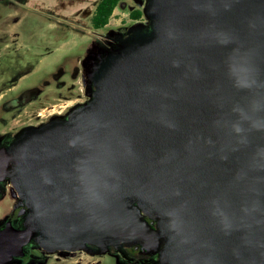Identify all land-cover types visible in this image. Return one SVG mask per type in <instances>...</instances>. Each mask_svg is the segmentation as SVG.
I'll return each mask as SVG.
<instances>
[{
  "label": "water",
  "instance_id": "obj_1",
  "mask_svg": "<svg viewBox=\"0 0 264 264\" xmlns=\"http://www.w3.org/2000/svg\"><path fill=\"white\" fill-rule=\"evenodd\" d=\"M148 8L151 33L101 57L89 105L0 147V184L28 208L21 229H0V264L32 240L264 264V0Z\"/></svg>",
  "mask_w": 264,
  "mask_h": 264
},
{
  "label": "rangeland",
  "instance_id": "obj_2",
  "mask_svg": "<svg viewBox=\"0 0 264 264\" xmlns=\"http://www.w3.org/2000/svg\"><path fill=\"white\" fill-rule=\"evenodd\" d=\"M70 4L61 0H33L32 4H25V0H0V107L10 97L26 89H42L31 107L24 109L21 120H12L15 111L7 113L0 108V139L18 133L22 125L34 123L37 119L44 120L49 113L63 110L60 105L79 102L82 99L78 97L82 82H92L91 75L102 62L97 57L102 52L101 48H96L98 43L110 49L122 37L125 41L151 33L148 0H125L117 6V10H124L125 16L117 14L107 28L98 30L91 27L90 20H85L86 25L79 24L71 15L76 4L73 3V7ZM134 9L142 12L138 21L131 20L127 15ZM106 48L103 52L107 51ZM76 76V81L72 82ZM70 84L76 85L73 93L69 92ZM66 96L78 99L63 101ZM37 112L41 116L35 119ZM8 180L5 183L10 182ZM24 203L13 186L0 185V229L7 222H11L16 229L22 228L24 217H20L17 210L25 206ZM83 247L57 262L54 256H50L48 264L130 263L124 260L121 247L89 243ZM25 250H37L39 255L42 246L32 240ZM154 255L156 258L150 255L137 264H158V254ZM6 264L20 262L14 259Z\"/></svg>",
  "mask_w": 264,
  "mask_h": 264
},
{
  "label": "flooded vegetation",
  "instance_id": "obj_3",
  "mask_svg": "<svg viewBox=\"0 0 264 264\" xmlns=\"http://www.w3.org/2000/svg\"><path fill=\"white\" fill-rule=\"evenodd\" d=\"M121 40H124L123 37L121 38ZM120 40V42H121ZM119 44V43H118ZM96 48H101L102 52H99L97 57L100 60L101 57H103L105 54H107L106 52L110 51L113 47H111L110 49L106 48V45L98 43ZM103 48H106L107 51L103 52ZM97 62V61H96ZM57 78V77H56ZM76 78H73L74 80H72V82L76 81ZM61 86V85H60ZM64 86V85H62ZM76 85L75 84H70L68 85L69 88V92H72L74 90V87ZM60 88H65V87H60ZM95 86L93 81H88V82H82V86H80L79 88V93L80 95L78 97H82L81 100H79V102H75L71 105H60L59 107H64L63 110L61 111H56V112H51L49 113L44 120L40 119L38 120L37 118L41 116L40 112H37L35 115V119H37V121H35L34 123H29L26 125H22L17 132H14L12 134L9 135H5L4 137L2 136V138L0 139V147H8L10 146V144L13 142V140L16 138V136L25 128H41L43 126L49 125V124H53L56 122H68L70 117L79 109L83 108L84 106L89 105V103L93 100L94 98V93H95ZM42 92V89H37V88H29L26 89L25 91L19 93V94H15L12 97H10L5 103L2 104V108L1 111H5L7 113H9L10 111H15L13 112L14 115L12 117L13 119H18L21 120L20 117L22 116V113L24 112V109L26 107H31V105L36 101V99L40 96ZM73 93V92H72ZM78 97H72L70 98V96H66L63 101H67V100H75L78 99ZM4 123H6V121L4 120ZM9 181V180H8ZM0 185L3 186H12L10 182L8 183H2ZM25 204V203H24ZM27 206L25 204V206H21L20 209L17 210V214L20 215V217L24 216V214L27 212ZM146 220L149 222V224H151V226L153 228H157L156 226V222L151 219V218H146ZM162 241V240H161ZM163 243V241H162ZM122 254L124 256V260L129 261V264H137L139 261H141L142 259L148 258L150 255H153L154 258H156V254L154 251L150 250H146L143 248V245L140 241L134 242V243H129V244H124L122 247ZM41 251V250H40ZM37 250H30L29 252H27L24 248V256L21 258H17L20 262V264H48V258L50 256H54L55 261L57 262V260H60L62 257L64 258L65 255L69 254V253H73V251L69 252V251H65V250H56L54 252H49L46 251L42 248V253L38 255ZM87 255V253H86ZM66 257V256H65ZM62 258V260H63Z\"/></svg>",
  "mask_w": 264,
  "mask_h": 264
},
{
  "label": "trees",
  "instance_id": "obj_4",
  "mask_svg": "<svg viewBox=\"0 0 264 264\" xmlns=\"http://www.w3.org/2000/svg\"><path fill=\"white\" fill-rule=\"evenodd\" d=\"M124 1L125 0H100L90 17L91 27L95 30L104 28L109 23L114 9ZM141 16L142 12L138 9L129 12L131 20L138 21L141 19Z\"/></svg>",
  "mask_w": 264,
  "mask_h": 264
},
{
  "label": "crops",
  "instance_id": "obj_5",
  "mask_svg": "<svg viewBox=\"0 0 264 264\" xmlns=\"http://www.w3.org/2000/svg\"><path fill=\"white\" fill-rule=\"evenodd\" d=\"M57 1V0H53ZM61 1H68L72 4H70L71 7H73V3L76 4V7H74L71 11V15L76 17V21L79 24L86 25V21L90 20V17L92 16L97 4L99 3L100 0H61ZM33 0H25V4H32ZM121 13V15L126 14L124 10L119 9L117 10V7L114 9L112 16L109 19V23L112 18H114L117 14ZM129 15V13H127ZM125 16V15H124ZM86 20V21H85ZM119 21H116V24H118ZM109 23L106 25L108 26ZM104 28H107V27Z\"/></svg>",
  "mask_w": 264,
  "mask_h": 264
}]
</instances>
